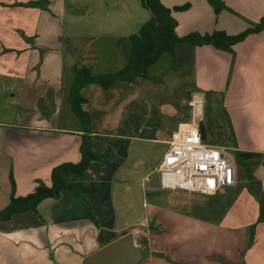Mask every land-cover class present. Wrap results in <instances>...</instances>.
Returning a JSON list of instances; mask_svg holds the SVG:
<instances>
[{"label": "crops", "instance_id": "obj_1", "mask_svg": "<svg viewBox=\"0 0 264 264\" xmlns=\"http://www.w3.org/2000/svg\"><path fill=\"white\" fill-rule=\"evenodd\" d=\"M160 1L172 9L178 36L191 32L205 34L214 30L235 35L264 15V0H222L226 8L217 14L207 0ZM78 3L79 0H19L14 7L22 10V16H28L32 25H26L24 20L18 24V30H0V95L3 88H8L5 76L13 73L10 77L16 78L21 85H18L20 97L17 105L10 103L18 107L23 117L25 114L28 116V121H19L17 117L12 124L0 121V150L6 163L0 168V210L10 201V177L14 181V196H25L41 181L49 185L55 166L80 159L81 123L68 101L74 68L80 67L76 66V53L79 52L77 49L72 51L71 61L65 66L62 28L57 25L58 17L68 11L74 12ZM13 4L15 1L0 0L1 17H8V13L3 12L10 10L6 8L13 7ZM185 4H188L186 9H174ZM118 39L123 45L110 57L98 56L96 61H92L91 58H96L97 53L84 55L80 52L81 66L87 62L86 66L94 72L92 64H98L102 70L105 69L98 74L123 67L129 55V36ZM178 55L180 62L190 65L195 88L203 86L205 102L207 95L222 98L223 93L225 101L221 99L222 105L234 131L237 149L261 153L264 160V30L249 34L244 40L233 44L231 50L180 42L175 48V56ZM65 68L69 70L66 80ZM158 75L162 76L156 73L150 74L149 78L155 79ZM134 80L126 84L130 85ZM225 80L228 82L225 89L222 85L214 84ZM88 87L96 85L90 84L81 89V95L85 98L83 91ZM14 88L13 84L9 87ZM186 93L178 92L174 94V99L166 95V98L154 101L155 93L147 92L145 103L151 109L147 125L140 128L154 131L140 137L154 142L166 140L181 122L178 118V101L180 98L184 101ZM194 93L200 94L198 91ZM64 94L68 106L61 110ZM130 96L129 104L141 103L139 99L142 94L138 88ZM98 123L101 124L92 115L91 128ZM91 136V148L103 159L91 162L81 177L69 181V188L63 190L59 198L43 199L37 205L36 212L28 210L14 214L8 220H0V264H84L86 255L117 238V231H126L133 224L126 222L129 217H125V222L118 225L115 185L110 188L109 178L119 181L114 177L118 170L116 164L126 154L128 139L135 135L105 136L93 131ZM105 141L109 143L104 144ZM115 154L119 156L116 162L113 161ZM253 175L264 193V165H258ZM166 204L172 205L170 201ZM246 206L256 209L254 214L258 218L259 203L250 200ZM249 220L251 223L253 219ZM140 225L146 229L144 237L147 240L140 264H264V220L256 226L248 253L244 252L248 235L246 226L231 228L227 224L225 229L228 232L225 234L197 236L188 234L186 228L199 225V229L212 231L214 228L211 226L215 224L189 217L184 220L183 231L171 236L166 233H169L170 225L159 229L158 222L150 219Z\"/></svg>", "mask_w": 264, "mask_h": 264}, {"label": "rangeland", "instance_id": "obj_2", "mask_svg": "<svg viewBox=\"0 0 264 264\" xmlns=\"http://www.w3.org/2000/svg\"><path fill=\"white\" fill-rule=\"evenodd\" d=\"M11 1H15V4L12 5L13 7L6 8L10 10L3 12H7L8 17H1L0 15V30H18L20 27L18 24H22L24 20L26 25H32L29 17L24 18L21 14L22 10L20 9L21 11H18L14 7L16 4L18 5L19 0ZM75 8L77 9L74 12H65L57 19V25L62 28L61 34L63 35V39L61 41L63 42L65 66L69 65L72 56L71 52L76 49L79 52L76 53L78 57L76 66H81V53L84 55L97 53V56L95 55L96 58H91L92 61H96L98 56L110 57L123 45L118 38L120 36H130L131 34L137 33L143 22L147 21L151 16L150 11L142 6L141 0H79ZM95 47H97V50ZM8 51L11 50H7L6 52ZM83 63L88 64L87 62ZM10 69L12 70V68ZM92 69L94 71L92 73L94 74L105 71L98 64L97 66L92 64ZM68 71L65 68V80ZM156 73L162 76L158 75L159 77L155 79L149 78L150 74ZM183 73L185 74L182 75ZM12 75L13 73L11 74L10 72L5 76V85H8V88H3V94L0 95V121L10 124L14 123L13 121L17 117L19 121H28L27 114L23 117V113L17 110L18 107L16 105L20 97V87L18 90V85H21L20 82L18 84L16 78L10 77ZM11 84L15 85L14 89H9ZM214 84L215 86L222 85L225 89L228 82L226 80L222 82L216 81ZM66 85L65 83V87L67 88ZM194 85L195 82L190 65H184L180 62L179 55L173 57L170 53H163L157 62L148 69L146 77H138L130 85L120 82L107 90L96 85V87H88L83 91V94L88 100V102L83 104L84 107L90 110L94 118L96 117L101 123L94 125L95 128H92V131L99 132L105 136L120 135L131 137L135 135L128 139V144L125 148L126 154L124 157H121L119 164H116L118 170L114 174V177L119 179V181L114 180L112 177L109 178L110 188L115 185L114 200L117 203L118 225L125 222V217H129L126 219V222H132L133 224H130L126 231L133 233L135 242L144 250L146 246H141L138 242L144 236L146 229L140 224L146 223L148 219L157 221V227L159 229L166 224L170 225L169 233H166L171 236H173L172 234H176L174 236H177L179 232L181 233L183 231L184 220L189 219V217L195 218L200 222L215 224L211 226L214 228L212 231L209 229L207 231L199 229V225L186 228L188 234H195L197 236L207 235L209 233L212 235L219 233L225 234L228 232L225 229L227 224L231 228H244L246 226L248 235L244 252L248 253V249L251 248L253 243L251 237H254L256 226L259 222H257L254 214L256 209L247 208L246 206L250 200L252 202L257 200L254 198L251 199L252 194L246 186L239 189L240 186L246 184L245 176L236 169V183L232 187L213 195H201L180 190H162L159 187V177L154 169L160 162L167 146L162 141L156 140L154 142L140 137V135L154 131L146 127L140 128L141 125H147L148 114L151 109L150 105L145 103V94L147 92L149 93L151 91V94L155 93L154 101H158L160 98H166L164 97L166 95L174 99V94L178 92L180 94L181 92L184 93L187 91L191 95L195 94L194 91H198L201 95H203L202 92L205 93L203 86H201L202 88H195ZM137 88L142 94L141 99H139L141 103L134 105L133 102H130L129 104L131 92H134ZM221 95L223 98V93ZM218 97V95L215 97L207 95L202 120L204 123L207 120L210 122L214 136V144H222L219 140L222 137V129L225 126L222 106L219 103L222 98ZM181 99L178 101L179 105L177 107L178 118L181 121H187L190 118L189 105L187 104L185 96L183 97L184 101ZM223 99L225 101V98ZM10 102H14L16 105H11ZM64 106H68L65 94L61 99V110H63ZM112 142L119 144V142ZM107 143L109 142H104V144ZM227 146L234 148L229 145ZM232 152V149L227 151L231 157ZM99 157L103 159L102 156L99 155ZM118 157L115 154L116 159L113 161H118ZM256 159L258 163L252 164L251 174L263 162L262 158ZM3 166H6V163L0 150V168ZM235 190L238 191L235 193ZM169 201L172 205L166 204ZM223 210L224 212H222ZM214 217H217V219ZM250 218L253 219L251 223L249 222ZM208 219L211 221H208ZM255 222L256 224L252 231L251 226ZM121 232V230L117 231L115 236H119ZM154 234L156 235V233Z\"/></svg>", "mask_w": 264, "mask_h": 264}, {"label": "trees", "instance_id": "obj_3", "mask_svg": "<svg viewBox=\"0 0 264 264\" xmlns=\"http://www.w3.org/2000/svg\"><path fill=\"white\" fill-rule=\"evenodd\" d=\"M207 1L211 4L216 14L226 8L222 0ZM141 4L150 11L151 16L147 21L143 22L137 33L129 36V55L123 67L113 72L101 74H93L91 69L86 65L74 68V76L68 92V101L73 114L81 123L82 141L79 147V161L58 164L51 171L49 185L41 181L32 192L25 196H14V181L12 177H10L12 186L10 201L5 208L0 210V220H8L12 215L28 210L36 212L37 205L43 199L59 198L61 192L69 188V181L81 177L91 162L100 160V157H98L91 148V133L93 132L91 128L92 115L82 106L83 103L86 102V98L81 95V89L83 87L96 84L102 89L107 90L116 83H130L136 77H146L148 68L154 65L163 53H170L175 57V48L180 42L188 41L195 46L211 45L217 49L231 50L233 44L244 40L249 34L264 30L263 15L258 22H251L249 27L235 35H228L221 30H214L211 33L199 34L191 32L185 36H178L175 32L177 21L172 15L171 8L165 6L160 0H141ZM187 7L188 4H185L176 6L174 9L183 10ZM189 97V92H187L186 99H189ZM219 103L222 106L225 124L222 129V137L219 140V142L222 143L220 145H229L236 148L233 150L232 155L237 170L246 178V184L240 186L239 189L246 186L249 192L255 197L259 203L260 211L257 222L263 221L264 193L261 190L257 178L251 174L252 164H257L258 160L256 158H263V155L258 152L237 149L238 146L236 144L235 134L221 99ZM200 129L204 139L214 143L211 124L208 120L205 123L201 122ZM262 161L261 164L264 165V160ZM238 190L234 192L236 193ZM224 210L222 212H224ZM215 219H217V217ZM255 224L256 222L251 226L252 231L254 230ZM125 232L126 231H123L122 233ZM138 243L144 246L147 244V240L142 236Z\"/></svg>", "mask_w": 264, "mask_h": 264}, {"label": "built area", "instance_id": "obj_4", "mask_svg": "<svg viewBox=\"0 0 264 264\" xmlns=\"http://www.w3.org/2000/svg\"><path fill=\"white\" fill-rule=\"evenodd\" d=\"M189 120L181 121L163 140L167 148L155 171L159 187L201 195H213L236 183V164L225 145L204 139L200 129L205 98L192 94L187 99Z\"/></svg>", "mask_w": 264, "mask_h": 264}, {"label": "water", "instance_id": "obj_5", "mask_svg": "<svg viewBox=\"0 0 264 264\" xmlns=\"http://www.w3.org/2000/svg\"><path fill=\"white\" fill-rule=\"evenodd\" d=\"M144 252L133 233L125 232L84 258V264H140Z\"/></svg>", "mask_w": 264, "mask_h": 264}]
</instances>
